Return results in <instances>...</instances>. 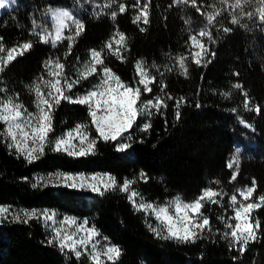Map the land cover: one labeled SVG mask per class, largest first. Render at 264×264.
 Wrapping results in <instances>:
<instances>
[{
	"label": "trees",
	"instance_id": "16d2710c",
	"mask_svg": "<svg viewBox=\"0 0 264 264\" xmlns=\"http://www.w3.org/2000/svg\"><path fill=\"white\" fill-rule=\"evenodd\" d=\"M144 2L141 0V5ZM119 3L126 6L123 14L118 12ZM134 3L135 0H13L12 6L0 13V37H3L0 43L5 49L25 42L32 45L0 73V88L6 89L0 96L18 95L19 102L35 111L29 87L42 75L48 78L44 62L60 58L66 73L75 78V69L89 59L91 49H96L102 51L105 65L130 85L139 79L135 65L142 62L157 80L150 85L151 95L164 96L167 103L159 113L153 110L147 132L134 125L132 139L126 141L131 147L123 152L116 151L113 142L99 140L94 155L77 158L46 148L43 156L29 164L0 136V205H10L17 211L49 209L58 213L56 220L72 217L77 225L87 220L86 227L95 226L100 233L96 237L99 246L110 242L121 249L116 264H264V227L259 238L250 242L240 255L222 238L227 229L218 219L234 215L229 197L237 189L251 186L253 179L256 193L252 199L264 194V25L258 17L250 20L243 15H239L240 24H232L231 16L241 13V9L229 6L235 0L226 4L220 0H196V6L177 0H151L150 22L138 25L133 23L137 12ZM60 9L70 10L84 25L66 59V39L53 46L51 38L49 43H42L39 38L45 33L54 37L52 12ZM213 10L221 15L213 25H208L207 15ZM112 11L118 13L115 20L111 19ZM244 11H255V6L245 7ZM140 27L145 30L140 31ZM203 28L211 31L216 41L208 43L204 38L215 57L208 56L206 59L211 63L197 66L191 63L190 53L195 49L190 48L188 37ZM224 28L231 31L225 32ZM74 31L72 25L63 35H73ZM116 31L127 38L123 62L104 48ZM179 56L188 57L187 77L181 74L176 62ZM97 82L98 76H90L69 95L83 93ZM235 83L243 85L252 106L261 108L259 113L243 107L244 96L241 90L232 87ZM161 85H166L163 92ZM169 95L174 99L168 100ZM181 97L186 102L180 105L177 119L175 101ZM148 98L149 94L142 92L141 100ZM145 119H138L137 125L142 126ZM241 119L252 127L245 128ZM77 123H88L91 135H96L85 106L61 101L53 113L54 131L50 138ZM3 130L0 123V132ZM233 156L239 159V175L230 182L235 165L230 171L226 163ZM57 171L88 176L108 173L121 183L124 179L134 180L133 189L146 201L157 204L177 195L191 201L205 187L222 190L227 195L221 203H206L202 209L210 219L212 231L206 230L195 243L181 244L154 235L148 227L157 226L154 217L137 212L126 198L127 193L108 191L99 195L89 190L43 184L33 187V183L39 184L37 178ZM237 198L242 199L238 193ZM252 215L264 225V207L254 210ZM53 226L59 227L49 222L46 228L35 219L27 224L13 222L11 217L0 221V264H90L88 255L77 260L71 253L63 254L55 244L48 243ZM75 227L72 225L73 230Z\"/></svg>",
	"mask_w": 264,
	"mask_h": 264
},
{
	"label": "snow or ice",
	"instance_id": "6c2138e0",
	"mask_svg": "<svg viewBox=\"0 0 264 264\" xmlns=\"http://www.w3.org/2000/svg\"><path fill=\"white\" fill-rule=\"evenodd\" d=\"M177 2L191 3L196 6V0H177ZM10 0H0V9H5ZM221 4L228 3V0H220ZM151 0H145L141 5V0H135L133 5L137 9L136 15L133 18V23L147 25L149 21V8ZM109 7V5H104ZM235 9H241L240 14L231 16L232 24H240L239 15H243L248 19L258 17L262 25H264V0H235L234 4L229 5ZM255 6V11H244L245 7ZM118 12L123 14L126 12L124 3L118 4ZM197 12L200 9L197 8ZM117 11L111 12V19L115 20ZM203 14V13H201ZM221 15L220 11L213 10L207 15V24L213 25L216 18ZM57 28L54 37L51 34L45 33L40 35V42L51 43L53 46L61 40L68 41V52L65 56L71 54L73 45L84 30V25L81 21L75 19L68 11H60L55 13ZM66 21H71L75 31L73 35L64 36L63 32L69 25ZM144 27H140V31H144ZM225 32L231 31L229 28L223 29ZM215 43L212 32L207 28L200 29L198 32L191 34L188 37V42L191 49V63L197 66H206L211 63L206 57H215V52H210L208 43ZM3 37H0V41ZM115 45V47H113ZM32 47L30 42L9 47L7 50L0 43V73L13 62L17 56H23L25 52ZM104 48L112 55L117 56L123 62L122 51L127 50V38L123 32L116 31L112 38L105 43ZM188 57L179 56L176 62L179 65L181 74L187 77L188 67L185 61ZM98 66H100L98 71ZM155 67V65H153ZM136 75L139 79L130 85L120 79L109 67L104 63L102 51L91 49L89 59L86 60L79 68H76L75 78L69 76L65 71V64L60 58H49L44 62V69L47 75L38 77L37 81L29 87L30 92L34 95L33 104L35 111H29L27 107L19 102L18 95L0 96V123L4 125L3 132L0 136L5 137L9 143L8 147L15 150L18 157H23L29 164L38 160L44 155L45 149L48 148L54 152H64L73 157H85L94 155L96 144L99 140L105 143L113 142L116 151L123 152L131 147V144L126 142L132 139V130L134 125L139 127L140 131L147 132L150 127V117L153 110L159 113L162 108L167 107L164 96H152L153 89L150 85L157 83L156 77L145 70L142 62H137L135 65ZM171 70V69H170ZM98 76V82L93 84L91 88L83 93L69 95L73 88L79 85L82 81L87 80L90 76ZM236 75H239L236 73ZM142 86V87H141ZM233 88L241 90L244 96L243 107L248 111L260 112L261 108L251 104V99L248 93L243 90V85L235 83ZM166 85H161L160 91L163 92ZM6 89L0 88V93ZM142 92L149 94L146 101L141 100ZM168 100L174 99L170 95ZM61 101L78 104L87 108V114L90 117L91 126L94 127L96 135L90 133L88 123H77L72 129L66 130L61 134L50 138L53 133V113L59 107ZM186 102L183 97L175 101L176 118H180L179 107ZM199 106V105H197ZM235 112V109H233ZM146 118L142 126L137 125L140 118ZM240 123L245 128H251L243 119ZM78 140V143H73ZM239 151V150H237ZM235 165V170L231 171ZM226 167L231 171L230 182L236 181L239 175V159L233 156L226 163ZM144 174L141 173L143 178ZM38 183H33V187L51 186V187H66L78 190H89L99 195H103L108 191H120L127 193V199L132 207L137 212L149 213L154 217L157 226L153 227L149 224V230L160 239L174 240L177 243L188 244L195 243L196 240L202 238V235L207 230L212 231L209 217L202 212L206 203L219 204L224 196L222 190H216L211 187H205L201 192L193 197L191 201L183 200L179 195L174 199L157 204L148 202L143 195L133 189L132 185L136 183L134 180L124 179L121 182L117 178L108 173L92 174L91 176L83 173H66L54 172L49 173L45 178H37ZM146 182V181H145ZM219 183V181H215ZM237 193L240 199L238 201ZM256 193V181L253 179L251 186L239 188L229 197V207L234 215H230L227 219L223 216L218 217L224 224L226 231L222 233V238L227 240L229 248L234 249L243 255L250 242H255L259 236L261 228L264 227L261 221L253 217L252 212L264 207V194H259L256 199L252 197ZM217 197L220 199L218 200ZM58 213L49 209H20L14 210L10 205H0V221L8 220L11 217L13 222L29 223L31 220L42 221L47 228L49 222L59 227H51L48 243L55 244L61 253L74 255L77 260L82 255H88L90 264H116V261L121 255L119 246L106 243L99 246L100 242L96 237L100 236L99 231L92 227H86L87 220H84L77 225L76 218L64 217L63 220H56ZM234 220L233 224L231 221ZM76 225L74 231H69L68 227ZM107 240V238H104Z\"/></svg>",
	"mask_w": 264,
	"mask_h": 264
},
{
	"label": "rangeland",
	"instance_id": "374dc122",
	"mask_svg": "<svg viewBox=\"0 0 264 264\" xmlns=\"http://www.w3.org/2000/svg\"><path fill=\"white\" fill-rule=\"evenodd\" d=\"M12 4H13V0H10V3L8 4V6L5 8V9H7V8H10L11 6H12ZM5 9H0V13L3 11V10H5ZM60 11H68L72 16H73V14H72V12L70 11V10H55V11H53L52 12V15L54 16V22H55V28H57V21H56V18H55V13H58V12H60ZM74 17V16H73ZM66 23L69 25V27L70 26H72V23H71V21H66ZM74 26V25H73ZM68 27V28H69ZM68 28H66L65 30H67ZM64 30V31H65ZM66 227H68L67 225H66ZM68 229H69V231H74L73 230V228H72V226L71 227H68Z\"/></svg>",
	"mask_w": 264,
	"mask_h": 264
}]
</instances>
